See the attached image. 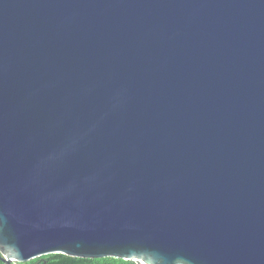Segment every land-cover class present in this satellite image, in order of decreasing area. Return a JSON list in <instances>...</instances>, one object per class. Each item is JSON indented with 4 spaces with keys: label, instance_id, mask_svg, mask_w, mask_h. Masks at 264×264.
Wrapping results in <instances>:
<instances>
[{
    "label": "water",
    "instance_id": "1",
    "mask_svg": "<svg viewBox=\"0 0 264 264\" xmlns=\"http://www.w3.org/2000/svg\"><path fill=\"white\" fill-rule=\"evenodd\" d=\"M0 253L264 264V0H0Z\"/></svg>",
    "mask_w": 264,
    "mask_h": 264
},
{
    "label": "trees",
    "instance_id": "2",
    "mask_svg": "<svg viewBox=\"0 0 264 264\" xmlns=\"http://www.w3.org/2000/svg\"><path fill=\"white\" fill-rule=\"evenodd\" d=\"M4 256L0 253V264H7L4 262ZM12 264H136L132 261H125L116 258L104 259H81L66 255L56 254L37 258L26 263H12Z\"/></svg>",
    "mask_w": 264,
    "mask_h": 264
}]
</instances>
